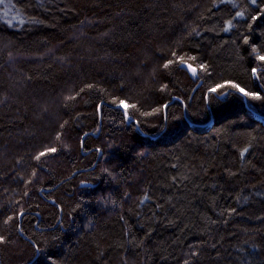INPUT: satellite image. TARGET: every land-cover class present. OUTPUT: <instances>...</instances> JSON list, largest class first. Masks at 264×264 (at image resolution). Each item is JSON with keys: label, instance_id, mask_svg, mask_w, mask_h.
<instances>
[{"label": "trees", "instance_id": "16d2710c", "mask_svg": "<svg viewBox=\"0 0 264 264\" xmlns=\"http://www.w3.org/2000/svg\"><path fill=\"white\" fill-rule=\"evenodd\" d=\"M0 3V264H264V0Z\"/></svg>", "mask_w": 264, "mask_h": 264}, {"label": "snow or ice", "instance_id": "6c2138e0", "mask_svg": "<svg viewBox=\"0 0 264 264\" xmlns=\"http://www.w3.org/2000/svg\"><path fill=\"white\" fill-rule=\"evenodd\" d=\"M252 2L253 3H255L256 2V0H252ZM240 15H243V13H241ZM231 25H229V27H230ZM261 60H264V56H261V57H259ZM165 67H167V65H165ZM189 67H191L190 65H189ZM192 71H193V74H195V69H192ZM235 87V86H234ZM240 91H243V89H240ZM245 95H248V93H245ZM257 99H259V97H256ZM122 103V102H121ZM50 151H55V149H50ZM246 151V150H245ZM41 155H44V153H41ZM37 158H39V157H37ZM145 199H147V197H145Z\"/></svg>", "mask_w": 264, "mask_h": 264}, {"label": "water", "instance_id": "95a60500", "mask_svg": "<svg viewBox=\"0 0 264 264\" xmlns=\"http://www.w3.org/2000/svg\"><path fill=\"white\" fill-rule=\"evenodd\" d=\"M183 68L186 69V70H188L189 72H193V71H192V68L189 67L188 65H185Z\"/></svg>", "mask_w": 264, "mask_h": 264}, {"label": "rangeland", "instance_id": "374dc122", "mask_svg": "<svg viewBox=\"0 0 264 264\" xmlns=\"http://www.w3.org/2000/svg\"><path fill=\"white\" fill-rule=\"evenodd\" d=\"M1 4V3H0Z\"/></svg>", "mask_w": 264, "mask_h": 264}]
</instances>
